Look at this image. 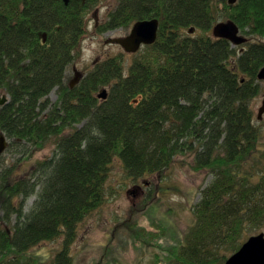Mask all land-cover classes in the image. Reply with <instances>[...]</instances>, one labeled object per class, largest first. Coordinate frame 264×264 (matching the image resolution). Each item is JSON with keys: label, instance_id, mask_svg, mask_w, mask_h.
<instances>
[{"label": "trees", "instance_id": "1", "mask_svg": "<svg viewBox=\"0 0 264 264\" xmlns=\"http://www.w3.org/2000/svg\"><path fill=\"white\" fill-rule=\"evenodd\" d=\"M99 2L0 0V92L8 96L0 132L19 152L55 145L28 176L0 167V264H75L78 225L105 201L113 159L139 179L186 154L191 168L211 175L192 224H129V238L151 248L141 264H225L264 226V144L249 105L264 66V0H117L97 33L156 18V41L128 65L121 56L99 61L70 89L66 69ZM226 20L255 41L237 49L208 34ZM104 87L107 98L98 100ZM61 235L47 259L31 252ZM109 253L92 264L116 263Z\"/></svg>", "mask_w": 264, "mask_h": 264}, {"label": "rangeland", "instance_id": "2", "mask_svg": "<svg viewBox=\"0 0 264 264\" xmlns=\"http://www.w3.org/2000/svg\"><path fill=\"white\" fill-rule=\"evenodd\" d=\"M116 4L117 0H100L88 13L86 32L74 51L73 62L66 69L64 79L66 85L75 79V74L78 72L80 78L75 82L77 85L96 63L107 58L121 56L125 65L131 63L133 59L131 54H126L118 45L108 43L111 38L124 37L129 32V28L103 34L96 31V26L105 19L107 13ZM196 33L202 34L198 31ZM208 34L212 36L211 31ZM247 38L248 42L256 39ZM245 46L236 48H245ZM257 82L260 93L251 99L249 105L254 124L261 132V144H264V113L261 120H257L258 109L262 105L264 95V81L257 80ZM104 88L108 89V87ZM3 94L5 93L0 92V96ZM48 98L51 104L56 103L57 90L53 89ZM0 135L5 138L6 144L0 154V167L13 165L18 177L28 176L37 161L53 155L55 146L53 142L41 150L33 151L31 147H27L25 151L19 152L15 150V145H12L10 139L2 132ZM192 164L190 154H186L185 157L181 155L163 173L133 179L128 176L121 161L118 158L113 159L106 181L105 201L78 225L76 238L70 249L75 264H92L104 257L106 249L110 251L108 259L117 260L114 264H141L147 259L151 248L138 249L136 243L132 244L129 238V224L139 229H147L146 227L168 217L172 225L178 229L182 231L187 229L193 222V205L198 201L200 191L211 181L209 173L205 170L195 171L191 168ZM34 199L35 195L27 200V209ZM263 232L264 226L252 235ZM62 242L61 235L53 241L42 242L31 252L47 259L61 249Z\"/></svg>", "mask_w": 264, "mask_h": 264}, {"label": "water", "instance_id": "3", "mask_svg": "<svg viewBox=\"0 0 264 264\" xmlns=\"http://www.w3.org/2000/svg\"><path fill=\"white\" fill-rule=\"evenodd\" d=\"M236 0H227L229 5H233ZM159 29V21L156 18L147 20H138L133 23L129 33L124 37L111 38L108 43L119 45L128 54H134L140 50L141 47L153 44L157 39ZM212 36L216 39H225L229 41L232 46H240L247 42V38L240 34L239 27L232 20L225 22H218L212 27ZM194 29H189L188 33L192 34ZM79 74H75L74 81L71 86L77 81ZM257 80L264 81V66L260 68L256 75ZM96 98L105 100L107 98V90L101 89ZM8 102L6 94L0 96V106ZM258 109L257 120H261L264 113V95ZM5 138L0 135V154L5 149ZM225 264H264V233L250 236L242 243L240 248L231 254L226 260Z\"/></svg>", "mask_w": 264, "mask_h": 264}, {"label": "flooded vegetation", "instance_id": "4", "mask_svg": "<svg viewBox=\"0 0 264 264\" xmlns=\"http://www.w3.org/2000/svg\"><path fill=\"white\" fill-rule=\"evenodd\" d=\"M80 78V74H79V76H78V78L76 79V80H78ZM76 85V84H75ZM74 84L71 86V82L70 83H68V87L70 88V89H72L74 86H75Z\"/></svg>", "mask_w": 264, "mask_h": 264}]
</instances>
